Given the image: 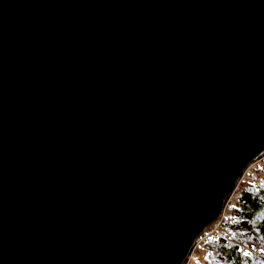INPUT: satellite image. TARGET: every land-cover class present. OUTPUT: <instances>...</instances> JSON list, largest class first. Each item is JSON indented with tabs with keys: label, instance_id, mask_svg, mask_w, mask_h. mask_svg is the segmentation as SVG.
<instances>
[{
	"label": "water",
	"instance_id": "1",
	"mask_svg": "<svg viewBox=\"0 0 264 264\" xmlns=\"http://www.w3.org/2000/svg\"><path fill=\"white\" fill-rule=\"evenodd\" d=\"M264 151V0H0V264H181Z\"/></svg>",
	"mask_w": 264,
	"mask_h": 264
},
{
	"label": "trees",
	"instance_id": "2",
	"mask_svg": "<svg viewBox=\"0 0 264 264\" xmlns=\"http://www.w3.org/2000/svg\"><path fill=\"white\" fill-rule=\"evenodd\" d=\"M239 207L233 223L226 225V233L239 244L251 243L264 250V186L253 187L240 183L234 193ZM203 264H264V260L244 257L235 248L218 240H208Z\"/></svg>",
	"mask_w": 264,
	"mask_h": 264
},
{
	"label": "built area",
	"instance_id": "3",
	"mask_svg": "<svg viewBox=\"0 0 264 264\" xmlns=\"http://www.w3.org/2000/svg\"><path fill=\"white\" fill-rule=\"evenodd\" d=\"M242 182H248L253 187L264 186V151L246 166L236 183L234 191L223 201L220 214L214 222L200 232L198 237L193 241L189 253L181 264H203V262L194 261L193 254L197 249H201L206 253L207 248L205 244L208 240L221 241L225 246L235 248L236 252L244 257L264 260V250L256 248L251 243H236L232 237L226 233V225L233 223L235 211L239 207L238 200L234 196V193L237 186ZM245 253H247V255H245Z\"/></svg>",
	"mask_w": 264,
	"mask_h": 264
},
{
	"label": "rangeland",
	"instance_id": "4",
	"mask_svg": "<svg viewBox=\"0 0 264 264\" xmlns=\"http://www.w3.org/2000/svg\"><path fill=\"white\" fill-rule=\"evenodd\" d=\"M205 257V252L201 249H197L195 253L193 254V259L196 262H203V259Z\"/></svg>",
	"mask_w": 264,
	"mask_h": 264
},
{
	"label": "snow or ice",
	"instance_id": "5",
	"mask_svg": "<svg viewBox=\"0 0 264 264\" xmlns=\"http://www.w3.org/2000/svg\"><path fill=\"white\" fill-rule=\"evenodd\" d=\"M245 255H247V253H245Z\"/></svg>",
	"mask_w": 264,
	"mask_h": 264
}]
</instances>
